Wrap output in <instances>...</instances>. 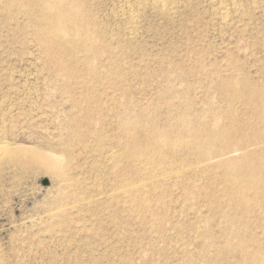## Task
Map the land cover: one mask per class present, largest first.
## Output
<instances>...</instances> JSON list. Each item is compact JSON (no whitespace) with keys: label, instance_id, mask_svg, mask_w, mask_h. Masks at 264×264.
Instances as JSON below:
<instances>
[{"label":"rangeland","instance_id":"obj_1","mask_svg":"<svg viewBox=\"0 0 264 264\" xmlns=\"http://www.w3.org/2000/svg\"><path fill=\"white\" fill-rule=\"evenodd\" d=\"M4 143L0 264H264V0H0Z\"/></svg>","mask_w":264,"mask_h":264},{"label":"bare ground","instance_id":"obj_2","mask_svg":"<svg viewBox=\"0 0 264 264\" xmlns=\"http://www.w3.org/2000/svg\"><path fill=\"white\" fill-rule=\"evenodd\" d=\"M229 150H231V149H229ZM20 152H24V151L12 149L6 143H4V145L0 146V158L2 157L1 155H3L7 162L18 163L17 160H19V158H20ZM31 153H32L31 154L32 160H34V157H35V160L37 162H43V163H47L50 165H55V163H57V160L52 158L51 155L49 156L46 153H43L41 151H31ZM33 155H34V157H33ZM217 155H221V154H217Z\"/></svg>","mask_w":264,"mask_h":264},{"label":"water","instance_id":"obj_3","mask_svg":"<svg viewBox=\"0 0 264 264\" xmlns=\"http://www.w3.org/2000/svg\"><path fill=\"white\" fill-rule=\"evenodd\" d=\"M48 182H49L48 180H44V184H48Z\"/></svg>","mask_w":264,"mask_h":264}]
</instances>
